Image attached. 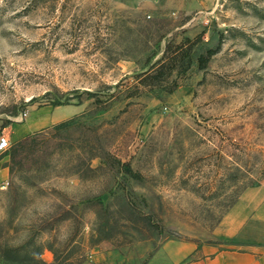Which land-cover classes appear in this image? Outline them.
Instances as JSON below:
<instances>
[{"label":"rangeland","instance_id":"rangeland-1","mask_svg":"<svg viewBox=\"0 0 264 264\" xmlns=\"http://www.w3.org/2000/svg\"><path fill=\"white\" fill-rule=\"evenodd\" d=\"M2 135L0 264L221 242L264 184V0H0Z\"/></svg>","mask_w":264,"mask_h":264},{"label":"crops","instance_id":"crops-1","mask_svg":"<svg viewBox=\"0 0 264 264\" xmlns=\"http://www.w3.org/2000/svg\"><path fill=\"white\" fill-rule=\"evenodd\" d=\"M264 184L247 189L215 230L221 241L199 246L193 241L169 240L149 264H264ZM239 240V244H229Z\"/></svg>","mask_w":264,"mask_h":264},{"label":"built area","instance_id":"built-area-1","mask_svg":"<svg viewBox=\"0 0 264 264\" xmlns=\"http://www.w3.org/2000/svg\"><path fill=\"white\" fill-rule=\"evenodd\" d=\"M11 146L9 137L6 135H2L0 137V152H5L7 151Z\"/></svg>","mask_w":264,"mask_h":264}]
</instances>
